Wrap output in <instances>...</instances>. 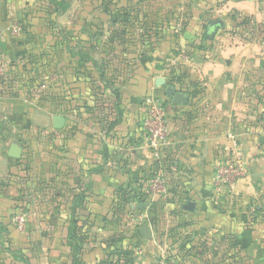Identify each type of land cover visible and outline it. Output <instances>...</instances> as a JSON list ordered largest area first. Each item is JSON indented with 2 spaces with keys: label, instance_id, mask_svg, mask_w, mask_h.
I'll use <instances>...</instances> for the list:
<instances>
[{
  "label": "crops",
  "instance_id": "1",
  "mask_svg": "<svg viewBox=\"0 0 264 264\" xmlns=\"http://www.w3.org/2000/svg\"><path fill=\"white\" fill-rule=\"evenodd\" d=\"M27 2L34 14L29 16L28 34L23 40L20 38L24 43L17 44L16 39L11 38L4 27L7 23L5 17L0 15V30L5 28L1 34L6 55V74L0 82V264H29V229L19 232L6 213L13 212L20 203L29 207L27 196H21L22 193L11 184L17 185L14 179L25 167L23 157L27 145L23 146V141L29 139L30 131L39 127L38 124L29 125V115L33 111L26 91L29 54L35 56L40 53V38L41 41L45 36L51 39V35L44 27L47 26V19L35 13L40 0ZM208 4L212 6L209 12L203 10ZM262 4L263 0H201L202 9L193 12L191 17L189 13V23L180 40L164 31V35H148L135 47H123V55L127 54L129 59L126 61L123 58L127 76L122 89L123 104H119L120 111L117 112L121 121L108 130L94 122L99 116L98 111L93 115H86V112L79 115L74 110L75 114H69L70 119L63 115L66 125L59 130L62 140L53 144L47 142L42 153L43 207L49 212H59L65 218L67 214L80 211L88 213L91 219H97L98 214L111 212L113 197H118L115 190L118 189L120 194L123 193L122 202L125 203L122 208L125 212L133 210L147 215L149 223L154 226L152 230L143 223L137 228L141 233L142 228L147 226L151 234L150 238H145L141 233V237L132 240V243L139 239L143 241L140 245L143 250L140 252L135 247L136 253L131 255L137 264H141L137 255L143 257L146 263L154 258L155 249L150 253L145 249L155 245L156 230L161 229L164 220L160 212L162 207L169 216L172 212L179 215L185 213L200 222L208 240L218 236L222 241L233 243L237 259L243 264H264V120L258 117L257 104V90L264 86ZM235 11L237 16L251 17L262 31L257 26V31L253 33L251 30L249 35L230 32L229 28L237 19ZM207 16L209 18L204 21ZM215 19H222L225 27L217 31L214 39L208 38L206 42L203 35L208 37L209 22ZM91 20L88 16L75 15L65 21L67 33L77 39L75 48L81 38L90 45L88 41L97 37L93 30L88 29L87 24ZM105 35L114 38L110 30H105ZM97 41L101 43V40ZM33 42L37 44L33 45ZM207 43L210 48L201 46ZM176 50L183 54H177ZM57 53L59 67L74 69L73 76L71 71L68 74L73 80V93L79 96L84 91L81 70L86 66L76 61L68 64L63 51ZM114 62L112 60L109 65L113 66ZM172 70L181 76V82L171 83L173 78L168 72ZM159 78L165 79L167 85H175L178 90L180 83L199 84L203 94L196 98V103L191 102L189 97V104L174 106L169 98L161 95L165 87L157 86ZM147 93L164 102L171 137V144L165 152L167 158L175 161L177 170L166 169L171 191L167 198L155 196L149 205L139 209L133 206L134 201L128 203L129 198L142 186L145 188L155 167L151 152L146 147L142 120L145 108L141 101ZM81 115L91 117L85 122L79 119ZM53 116L50 115L52 123ZM38 121L47 125L49 115L45 114ZM231 131L238 134L242 144L245 174L237 179L233 193L218 196L213 185L214 171L225 148L230 145L228 133ZM14 143H20L23 148L20 160L8 156ZM55 143L58 149L57 172L52 165ZM11 159L16 162L11 163ZM190 202L195 203L193 210L186 209ZM170 223L168 221L169 226ZM50 224L56 226L52 220ZM137 230H127L126 234L130 237ZM98 257L95 248L85 255L88 264ZM48 259L60 260L61 257L49 254ZM65 264H68V255Z\"/></svg>",
  "mask_w": 264,
  "mask_h": 264
},
{
  "label": "rangeland",
  "instance_id": "2",
  "mask_svg": "<svg viewBox=\"0 0 264 264\" xmlns=\"http://www.w3.org/2000/svg\"><path fill=\"white\" fill-rule=\"evenodd\" d=\"M41 2L42 0H40L35 13L42 14L47 19V26L44 27H46V32L51 35V39H46L47 36H45L41 41L42 38H40L38 43L41 48L40 53H36L35 56L33 53L29 54L30 67L26 91L29 96V105L33 107V111L29 115V125L38 124V130L54 129V135L44 137L38 133L37 129L38 132L33 129L29 132V139L23 141L25 143L23 146L27 145L23 157L25 167L22 173L17 174L18 178L14 179L17 185H11L22 193L21 196H27L29 207L20 203L13 212H7L6 216L11 219V222L18 213L26 219L25 231L29 229V264H65L66 255H68V264H73L75 251H77L76 262L88 264L89 261H86L85 255L89 254L93 248L98 250L99 257L91 264H137L136 261L130 263L125 260L117 261L125 251L120 239H127V230L131 232L141 226L135 218L133 210L125 212V208H122L125 202H122L123 193L120 194L121 190H115L118 197H113L111 212L98 214L97 219H91L88 213L80 211L67 214L65 218L63 214L49 212L43 207L44 161L42 153L47 142L53 144L62 140V135L54 127L50 115L65 114L67 119H70L69 116L75 113L63 110L62 107L65 104L67 107L78 106L81 108L78 111L79 115L84 112L86 115L91 114L90 106L98 112L107 111L109 113L112 110L116 112L117 104H123L124 91L122 89L127 76L122 57L125 52L123 47H135L137 43L141 44L142 40L150 35L149 30L157 35H164V31H166L180 40L189 23V13L191 17L193 12L202 9L201 0H47ZM262 6L264 7V0ZM31 8L27 0H0V15L4 16V21L7 22L4 27L7 28L8 25L15 22L22 25V37L9 33L11 38L16 39L17 44H21L23 41L20 40L29 32V16L34 14V11H30ZM211 8L212 6L208 4L203 10L209 12L212 10ZM234 13L237 19L229 28L230 32L249 35L251 30L253 33L257 31V26L261 30L251 17L237 16V11ZM75 15L88 16L92 19L87 26L97 34V37L93 36L95 38L88 41L90 45L86 44V39L81 38L75 48L74 44L77 39L67 33L65 21ZM206 18L209 16L204 17V21ZM5 28H2L0 33ZM105 30H110L114 38L107 37ZM58 33L62 35L61 39H58ZM97 40H101V43ZM32 44H37V42ZM3 50L5 52L4 47ZM58 51H63V56L69 61L68 64L76 61L86 66L81 70L84 91L79 96L74 95L71 85L73 80L69 79L71 77L68 74L71 71L73 76L74 69L69 67L64 70L58 66ZM33 59L35 61H32ZM112 60H115L113 66L109 65ZM89 95H91V104H89ZM161 95L167 97L164 89ZM257 95L258 117L264 120V86L257 90ZM150 96L151 94L147 93L143 100ZM191 100L193 102V98ZM45 114L49 115L47 125L38 121ZM86 115L84 117L81 115L79 119L87 122L91 116ZM95 121L99 123L96 118ZM53 148L55 156L52 165L57 172L58 149L56 143ZM10 162L15 163L16 161ZM127 206L128 204L125 207L127 208ZM160 212L164 220L163 225H160L161 229L156 230L155 245L145 249L148 253L155 249L154 258L146 263L143 257L139 258L140 255H137L136 258L141 264H159L161 253L165 254L167 262L173 261L175 264H243L237 259L233 243L222 241L223 239H218V236L208 240L204 235L206 232L199 225L200 222L195 221L188 214L179 215L172 212L169 216L163 207ZM174 217H176V221ZM51 220L55 222V227L50 226ZM72 220L77 222L78 239H70L67 234L65 236L66 222L71 223ZM168 221L171 222L170 226ZM158 222L160 223V220ZM157 223H155L156 228ZM179 224L183 226L180 228ZM58 233L61 235H57ZM142 242V239L134 240L135 246L130 248V252L136 253L135 247L141 252L143 250L140 246ZM128 250L126 249V251ZM49 254L59 255L61 261L59 259L49 260ZM132 259L134 260V258Z\"/></svg>",
  "mask_w": 264,
  "mask_h": 264
},
{
  "label": "built area",
  "instance_id": "3",
  "mask_svg": "<svg viewBox=\"0 0 264 264\" xmlns=\"http://www.w3.org/2000/svg\"><path fill=\"white\" fill-rule=\"evenodd\" d=\"M6 30L13 36H21L23 28L20 23L15 22L10 24ZM1 39L2 34L0 33V81L6 74V55ZM180 54H183V52ZM143 106L145 108L143 127L146 133V147L151 152L155 162V167L152 170L153 177L145 186L148 201L144 203L149 205L155 196L167 198L170 194L166 172L167 170L176 171L177 167L175 163H170L165 152L171 144V137L163 100L159 97L150 96L144 99ZM38 131L44 137L54 135V129L46 131L39 129ZM228 139L230 140V145L225 148V152L218 160L214 171L213 185L218 196L220 194L233 193L237 179L245 174L244 151L238 134L231 131L228 133ZM137 204L138 202L134 201L133 206L137 207ZM135 218L139 221V224L146 223L150 229L154 230V226L151 222V224L149 223L147 215L137 212V214L135 213ZM12 223L19 232H25L27 225L23 215L16 214ZM159 257V264H175L173 261L167 262L164 253H161Z\"/></svg>",
  "mask_w": 264,
  "mask_h": 264
},
{
  "label": "trees",
  "instance_id": "4",
  "mask_svg": "<svg viewBox=\"0 0 264 264\" xmlns=\"http://www.w3.org/2000/svg\"><path fill=\"white\" fill-rule=\"evenodd\" d=\"M149 33L150 34H153V33H155V32H152V30H149ZM148 33V34H149ZM57 36H58V39H61L62 38V35L60 34V33H58L57 34ZM203 40H205L206 42L208 41V37H207V35L206 34H204L203 35ZM95 46H97V45H95ZM94 46V47H95ZM201 46H207L208 48H210V46L208 45V43L207 44H201ZM181 51L180 50H176V53L178 54V53H180ZM187 53V55H190L188 52H186ZM122 57L127 61L129 58H128V56H127V54L126 55H123L122 54ZM40 64V63H39ZM41 66L42 67H44L43 66V64H41ZM168 75H169V77L170 78H173V80H172V82L171 83H173V84H175L174 82H181L180 80H181V76L180 75H178V74H176V72L175 71H169L168 72ZM4 79V78H3ZM2 79V80H3ZM1 80V81H2ZM0 81V82H1ZM179 90H181V91H183V92H185V93H187V94H189V96L191 97V98H193V103H196V100L199 98V96H201L202 94H203V90H202V88H200L199 87V84H189V85H187V84H184V83H180L179 84ZM197 98V99H196ZM144 102V100L142 101V103ZM66 103V102H65ZM117 111L115 112V110H112V111H110L109 113L107 112V111H100V112H98V114H99V116L96 118V119H98V122H99V124H101L102 126H103V128H107L108 130H110V129H112L113 127H115L116 126V124H118L120 121H121V116H117V112H119L120 111V109H119V103L117 104ZM62 108H64L63 110H66L67 112L69 111V112H72V111H74V110H77V111H79L81 108H79L78 106H76V107H71V106H66V104L65 105H63V107ZM95 111H96V109L95 108H92L91 106H90V108H89V112L93 115L94 113H95ZM94 118H95V116H93ZM143 118H144V116H143ZM143 120V119H142ZM169 161H170V163H175V161L173 160V159H170V158H167ZM153 177V173H151V178ZM169 191H170V189H169ZM171 192V191H170ZM83 200V197L81 198V201ZM141 201V202H146V201H148V198H147V194H146V191H145V188L142 186L141 188H139V190L138 191H136V192H134L133 194H132V196L129 198V201H128V203H130V202H132V201ZM183 225H180L179 224V227L181 228ZM185 227H186V225H185ZM67 235L69 236V238L71 239V238H73V239H78V231H77V222L75 221V220H72V222L70 223V226H69V228H68V231H67ZM137 237H141V233H140V231L139 230H137L136 232H135V234L134 235H132V236H128L127 237V239H125V238H121L120 239V241H121V243H122V246H123V249L125 248V251H124V254H122L118 259H117V261H126V262H133V259L132 258H129V257H131V255L133 254L132 252H130V248H133V243H132V240L134 239V238H137ZM135 246V245H134ZM111 247H114L113 245H111ZM126 249H129L128 251H126ZM77 251H75V256H73V264H80V263H77L76 261H77V256H76V253ZM118 255V254H117Z\"/></svg>",
  "mask_w": 264,
  "mask_h": 264
},
{
  "label": "water",
  "instance_id": "5",
  "mask_svg": "<svg viewBox=\"0 0 264 264\" xmlns=\"http://www.w3.org/2000/svg\"><path fill=\"white\" fill-rule=\"evenodd\" d=\"M225 23L222 19H215L211 20L209 22L208 26V38L209 39H214L215 34L220 28H224ZM157 86H165L166 85V80L163 78H159L156 81ZM165 94L166 96L171 100V104L174 106H180V105H187L189 104L190 96L189 94L178 90L175 85L173 84H168L165 86ZM53 125L56 129L60 130L63 129L66 125V117L63 115H54L53 116ZM23 155V148L17 144L14 143L10 146L9 151H8V156L13 159H20ZM147 204L145 203H139L137 204V208L141 209L146 207ZM195 207L194 202H190L187 206L186 209L188 210H193ZM142 235L145 238H150L151 234L149 233V230L147 226L143 227L141 230Z\"/></svg>",
  "mask_w": 264,
  "mask_h": 264
}]
</instances>
